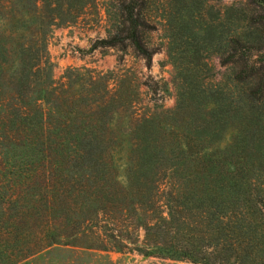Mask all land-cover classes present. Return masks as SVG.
<instances>
[{"label": "rangeland", "instance_id": "rangeland-1", "mask_svg": "<svg viewBox=\"0 0 264 264\" xmlns=\"http://www.w3.org/2000/svg\"><path fill=\"white\" fill-rule=\"evenodd\" d=\"M239 1L149 0L147 64L130 47L89 49L116 29L118 0H0V252L17 237L33 247L13 264H217L165 252L206 241L203 166L242 140L216 119L246 84L221 54L228 34L249 38ZM22 105L44 116V138ZM249 154L233 158L254 197L264 156Z\"/></svg>", "mask_w": 264, "mask_h": 264}, {"label": "trees", "instance_id": "trees-1", "mask_svg": "<svg viewBox=\"0 0 264 264\" xmlns=\"http://www.w3.org/2000/svg\"><path fill=\"white\" fill-rule=\"evenodd\" d=\"M148 2L149 0H118L119 19L116 29L106 37L94 41L89 49L98 46L118 49L130 47L149 64L154 49L144 34L146 27L152 25ZM237 15L244 22L243 25L251 28L249 38L242 39L237 34H228L221 54L225 63L240 66L236 79H243L246 84L244 88L240 87L241 93L236 98L225 95L223 106L219 108L220 118L216 119H222L221 123L228 121L239 130L242 140L239 142L235 139L238 143H234L232 148L240 147L241 153H233L234 149L231 148L221 158L209 157L203 166L209 171L204 191L206 197L195 205L201 209L200 215L203 214L206 241L198 239L197 248L191 243L192 247H175L173 252L166 250L165 253L217 264H264V191L256 190L254 197L247 195L243 186L247 179L254 176H243L233 158L250 155L252 149L260 157L264 156V0H245V3H240ZM27 64L32 68L36 65L35 62ZM27 72L28 74L23 72L20 75L17 88H13L19 94L25 91L31 68ZM21 108L22 120H28L30 128H34L38 122L42 124L41 138H44V116L41 120H31L32 113L25 110L27 107L24 105ZM202 121L201 131H209L215 123L214 120ZM88 146L81 159L89 158L99 144L97 141L88 142ZM144 179L150 180L146 175ZM242 211L248 213V218L244 214L239 217L238 214ZM13 218L14 216L12 220ZM46 239L50 242L46 240L41 248L54 241L53 238ZM18 240L17 237L15 243L3 246L0 257L4 256L0 258V264H13L33 252V247H29L28 242L19 245ZM144 253L150 254L148 249Z\"/></svg>", "mask_w": 264, "mask_h": 264}]
</instances>
